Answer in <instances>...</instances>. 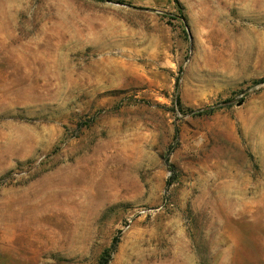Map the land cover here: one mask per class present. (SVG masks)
Returning <instances> with one entry per match:
<instances>
[{
	"label": "rangeland",
	"instance_id": "374dc122",
	"mask_svg": "<svg viewBox=\"0 0 264 264\" xmlns=\"http://www.w3.org/2000/svg\"><path fill=\"white\" fill-rule=\"evenodd\" d=\"M102 263L264 264V0H0V264Z\"/></svg>",
	"mask_w": 264,
	"mask_h": 264
},
{
	"label": "bare ground",
	"instance_id": "6f19581e",
	"mask_svg": "<svg viewBox=\"0 0 264 264\" xmlns=\"http://www.w3.org/2000/svg\"><path fill=\"white\" fill-rule=\"evenodd\" d=\"M89 165V164H88ZM83 167V166H82ZM79 168V167H78ZM81 168V167H80ZM83 169V168H82ZM84 170V169H83ZM82 170V171H83ZM97 172L96 168H93L90 171H85L83 172H74L72 174H68L69 176L66 175V178L63 179L64 177H62V182L66 183V182H72L73 184H76L73 188H75L76 186H82L84 185L87 181H89ZM70 173V172H69ZM82 184V185H80Z\"/></svg>",
	"mask_w": 264,
	"mask_h": 264
},
{
	"label": "trees",
	"instance_id": "16d2710c",
	"mask_svg": "<svg viewBox=\"0 0 264 264\" xmlns=\"http://www.w3.org/2000/svg\"><path fill=\"white\" fill-rule=\"evenodd\" d=\"M102 264H104V263H102Z\"/></svg>",
	"mask_w": 264,
	"mask_h": 264
}]
</instances>
